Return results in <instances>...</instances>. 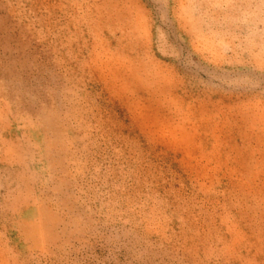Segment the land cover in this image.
Segmentation results:
<instances>
[{
    "label": "rangeland",
    "instance_id": "obj_1",
    "mask_svg": "<svg viewBox=\"0 0 264 264\" xmlns=\"http://www.w3.org/2000/svg\"><path fill=\"white\" fill-rule=\"evenodd\" d=\"M0 264H264V0H0Z\"/></svg>",
    "mask_w": 264,
    "mask_h": 264
}]
</instances>
